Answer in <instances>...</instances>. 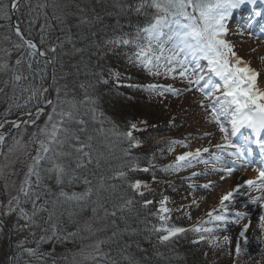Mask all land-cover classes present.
I'll return each instance as SVG.
<instances>
[{"label": "snow or ice", "instance_id": "obj_1", "mask_svg": "<svg viewBox=\"0 0 264 264\" xmlns=\"http://www.w3.org/2000/svg\"><path fill=\"white\" fill-rule=\"evenodd\" d=\"M96 2L104 5L108 0ZM259 2L264 3V0ZM257 3L258 0H111L110 7L116 10V22L114 25H104L101 29L103 35L98 36V33L91 29L94 24L102 23L104 17L95 8L89 18L84 8L76 6L82 15L77 17L79 22L74 25L76 32H73V25H69L68 20L75 14L67 11L69 3L66 0H36V3H33V0H0V20L5 21L0 24V28L5 29L3 42L11 44V48L0 46V74L11 73L10 81L3 83L7 87L11 82L13 89V96L10 97L13 103L9 104L2 114L0 129L10 124L17 130V134L11 136L10 142L4 132L0 131V156H4L7 161L10 156L22 153L30 161H22L26 170L23 171L19 184L15 181L9 184L4 174V167L7 165L0 167V179H4L3 191L6 196V199L0 200V235L8 228L11 234L20 237L15 245L19 252L11 258L15 264H19L24 255L30 258L25 264H32L33 259L37 264H48L49 259L51 264H58L55 247L48 252L42 251V246L66 243L79 236V222L73 221L78 231H68L63 225V217L65 211L69 218L77 214L71 209L72 205L81 212L88 208L93 195L92 182L86 176L79 175L78 170L86 169L94 162L99 168L100 161L107 159L105 152L100 150L101 147L106 148L108 155H111L117 143L126 142L128 147L122 151L125 157H129V171L148 173L156 167L154 156L146 161L148 166L142 168L136 163L140 157L131 156L132 149L142 146V141L134 136V132L147 131L150 126L148 122H140L144 127L127 122L124 130H120L102 110L103 93L98 86L108 85L111 81L116 95L122 94L119 92L121 88L138 90L141 87L143 91L159 96H164L165 93L178 96L181 93L171 85L148 83L141 86L135 82L123 83L125 79L131 81V77L123 76L119 68L108 67L105 71L99 64L100 60L109 56L117 58L118 62L126 58L123 65L125 70L139 68L154 78L163 74L165 78H179L186 82L185 91L200 93V107L208 113L207 122L214 124L221 134V142L213 143L209 140L207 146L183 152L175 157L173 163L160 171L179 173L194 168L197 164H203L206 168L210 167L212 172L226 173L229 178L238 170L249 167L256 173L255 179L243 180L234 185L231 191L220 198L219 207L206 213L208 219L190 229L169 224L172 209L166 206L169 197L162 196L155 210L158 224H151L149 227L147 218L141 221L145 224L143 231L147 233L145 240L150 243L155 236L159 246H169L182 237L186 238V234L190 232L193 234V244L207 242L216 247L229 245L230 236L223 235L221 244L217 233L229 224L239 225L248 218L246 212L240 211L232 212L233 218H230L229 206L238 194H244L242 189H246L249 202L260 210L257 235L264 236V195L251 196L253 191L264 193V143H260V137L264 134V89L258 86L262 73L243 60L235 51L234 45L226 39L230 31L227 21L233 10ZM21 7L27 9L25 15L29 17L26 29H22L20 23H12V15L19 13ZM48 9H51L50 17ZM104 14L109 17L114 15L112 11L107 10ZM129 15L142 17L143 23L138 22L132 31H125V25L119 17ZM261 15L264 13L254 11L249 23L243 30L237 29V34L244 35L254 18ZM41 16L44 18V24L39 27L38 44L30 36H26L25 32L31 33L32 27ZM54 27L62 35L55 37L57 43H50L49 33ZM84 28L90 31L91 37L98 38L89 39ZM7 33H13L17 40L12 41ZM78 43L84 44V47H78ZM65 44L71 46L70 51H65ZM45 45L47 47H44ZM13 49L19 53L14 62ZM85 52H88L87 61L83 56ZM64 55L79 56V63L70 64L69 67L76 69L77 76L83 72L85 76H91L93 79L74 81L70 88L69 73L62 71L58 76L53 67L51 84L44 87L43 80L47 76L48 66L55 65L59 59L60 69L65 68L61 59ZM92 56H96L98 61L95 70L89 68ZM201 61H206V65ZM37 76L41 81L40 86L34 83ZM22 81H28L27 85ZM60 81L64 83L61 84ZM16 89L21 93H28V103L36 101L40 104L43 98L45 107H38L33 113L27 104L21 106L15 103ZM3 91L4 88H0V92ZM44 93H52L55 98L45 97ZM14 107H23L26 118L7 119ZM46 108H50V112H46ZM41 117H45L43 126L37 123ZM30 126H35L36 131L27 133L25 142L26 130ZM241 129L250 130L251 136H245L240 143H236L234 138ZM212 135L214 133H205L206 137ZM176 143L170 141L172 145ZM250 143H256L260 148V166H254L249 159ZM188 146L186 143L181 144L184 148ZM30 148L32 151L28 150ZM169 151H173V148L170 147ZM205 154H208L207 158ZM69 159L71 163L67 162ZM201 175L207 173L194 171L184 179L191 181ZM118 176L123 178L126 173L119 171ZM152 178L153 182H157L155 172H152ZM53 179L58 191H53V185L45 183L46 180ZM224 179L221 175L220 180ZM80 182L85 186L84 191L70 193L65 190L66 187ZM100 187L103 188L102 183ZM199 187L208 190L212 187V182ZM10 188L15 189V194L9 191ZM129 188L142 198V208L147 209L149 205L154 204L152 199L144 198L146 191H152L147 183L142 184L140 180H135L129 182ZM141 188L145 191H141ZM188 188L195 190L196 185L189 184ZM92 203L99 205L98 200ZM135 203V200L128 198L119 210L123 212L127 208L131 211V206ZM192 203L195 204L196 200L193 199ZM66 205L69 207L65 208ZM176 210L181 211L179 208ZM91 211L95 215L97 208L93 207ZM116 214L115 211L105 212L106 216L115 217ZM185 215L191 219L190 213ZM124 219L121 217V220ZM9 220L14 222L8 225ZM251 224V219H248L239 231L238 235L243 239L245 247L237 241L234 248L236 258L247 253L246 233ZM83 230L92 231L91 225L86 223ZM125 233L126 228H118L108 240H98L91 245V251L86 254L81 248L80 253L73 254L71 264H81L77 256L92 264H121V261L112 258L110 253L102 251L101 245L108 244L116 236H123ZM137 234L136 231L131 233L133 236ZM119 243L117 241L118 245ZM258 243H264V239L258 240ZM30 244L33 246H28ZM130 247L131 244L125 242L123 247L118 249L121 260L124 264H141L140 260L127 254ZM136 247L141 252L147 251L140 248L139 243ZM152 250L156 258L164 259V254L158 250L157 245H152ZM261 251L264 253V249ZM232 254L230 251L229 255ZM60 259L67 260V256L62 255ZM175 259L182 260L183 257L177 253Z\"/></svg>", "mask_w": 264, "mask_h": 264}, {"label": "rangeland", "instance_id": "obj_2", "mask_svg": "<svg viewBox=\"0 0 264 264\" xmlns=\"http://www.w3.org/2000/svg\"><path fill=\"white\" fill-rule=\"evenodd\" d=\"M236 26H233L231 23V29H234ZM231 33H234L231 30ZM244 35L235 36V40H231L235 47V51L237 54L245 61L249 62L250 66L258 65L263 70H257L261 72V76L258 79V83H264V45H261L259 42L264 41H254L253 39L248 38ZM245 49H248L245 52ZM126 63V59L120 63L119 70L122 75H131V74H142L143 72L139 68H128L124 69L123 65ZM186 83V82H185ZM174 87L173 85H171ZM186 87V86H182ZM175 88V87H174ZM176 96V95H175ZM168 97L166 98L165 106H161L159 109L157 107H149L145 106V103L142 106V111H150L162 119L167 120L172 119L175 122L185 121V132H183L180 136H178V141H183V144H188L187 148L184 147H173V151H169L173 159L183 152L193 151L197 147L207 146L209 140H212L213 143L221 142L220 137L217 138V134L209 131L208 133H214V135L209 137H201L199 139L193 137L192 135L200 133L204 130L205 121H207V114L203 112V108L200 107V101L202 97L200 93L196 91H191L189 94L182 96V98L175 99L178 97ZM175 97V98H173ZM141 111V110H139ZM206 114V115H204ZM184 148V150H183ZM208 154H205V158H207ZM197 168L194 170L195 172H206L207 175H201L195 177L193 181H189V184H195L196 189H187L186 185L181 184L180 186H175L173 189L171 187V194L167 195L169 197V203L166 205L172 212L170 213V219L172 218H185L188 217L185 213H190L192 219L202 220L207 212L212 211L214 208L219 207L220 198L226 194L228 191H231V185H228L230 181L241 183L243 180H247L248 177H253V173L250 175L247 172H244L245 169L238 170L233 174L232 177H228L225 181L222 182L220 180L221 175H226V173H215L211 171V168H206L203 164H197ZM256 175V173H255ZM227 177V176H224ZM211 181L212 187L208 190L200 188L199 186ZM260 195H264L261 193ZM195 199L196 203L193 204L192 200ZM230 207V218L232 212L240 211L246 212L248 214V218L241 221L239 225L229 224L226 226V230L220 235L219 242L222 244L223 235H229L231 238V243L229 245L223 247H216L215 245L211 249L210 253L206 255V258L209 260H218L223 256L225 250H231L235 248V244L239 240L241 245L245 247L243 244V239L239 237V231L242 230V227L245 223L248 222V219H251L252 224L249 227L248 233H246V239L248 243L246 247L256 248L257 250L254 252L257 256H252L251 254H242L239 258H237L238 262H242L245 260V264H264V253H262V249H264V243H258V240L264 239V236L257 235L259 229L257 228L258 223V214L259 208L255 205H252L249 201H233ZM181 209V211H177L176 209ZM215 214V213H214ZM248 251V249H247Z\"/></svg>", "mask_w": 264, "mask_h": 264}, {"label": "trees", "instance_id": "obj_3", "mask_svg": "<svg viewBox=\"0 0 264 264\" xmlns=\"http://www.w3.org/2000/svg\"><path fill=\"white\" fill-rule=\"evenodd\" d=\"M66 2L70 4L69 8L67 9V11L68 12H73L74 14L78 11V8L76 7L77 5H79L80 8L83 7L84 9L88 10L87 6L95 4V6L98 8L97 12H99L100 15H102L104 17L102 23L98 24L99 25L98 28L92 27V29H91V31H96L98 33V36L103 35V32L101 31V29L104 27V25H114L115 24V20H116V17H117L115 15L116 10L112 9L110 7L111 2H108L107 4H104L102 8H99V6L101 4H97L96 0H66ZM22 8L25 9V12H24V14H25L27 9L24 8V7H22ZM106 10L107 11H112L114 13V15L111 16V17L106 16L104 14ZM47 12H48V14H51L50 13L51 11H49V9L47 10ZM86 13H87V11H86ZM87 15L89 16V18L92 17V14H90V13H87ZM25 19H29V17H27L25 15ZM76 23H77L76 19L75 18L73 19V17H71L68 20V24L69 25H73V32H76V29L74 27V25ZM94 26H97V24H94ZM39 27H40V25H37L36 26V30ZM24 29H26V27ZM84 32H85L86 35L89 36V39L98 38V37H91L90 31L87 28H84ZM110 33L111 32H110V29H109V35H110ZM7 34L9 35L10 33H7ZM25 35L30 36L31 38L34 37L35 41L37 43H39V32H38L36 37H35V32L33 30L31 31V33L25 32ZM54 36H57V35L54 33V30H51V33L49 34V41ZM77 46L78 47H84V44L78 43ZM44 47H47V45H45ZM67 51H70V49L67 50ZM68 56L69 57H74V56H71V55H68ZM83 56H84L86 61L89 59L88 52H85L83 54ZM66 58H67L66 55L61 57L63 63L65 64V68L63 70H61L60 67H59V64H60V60L59 59L57 60L58 62H56L55 66H53V67H55L58 76L61 74L62 71L64 73H66V72L67 73H73L75 75L74 76L72 74L71 75L72 79H68L69 87L73 86V82L74 81H81V80L87 81V80L93 79L91 76H85L83 74V72H81L80 75L77 76L76 75V69L69 67L70 64L79 63V60H80L79 56L74 57V59H73V61L71 63L67 62ZM103 61L104 60H101V62H99V64L102 65L104 67V69L106 70V66H105ZM96 64H97V57L96 56H92L91 60H90V63H89V68L91 70H95ZM57 69H58V71H57ZM0 100H2V97L0 98ZM102 103H103V106H104L103 109H105L107 113L111 114L110 118H112L116 123H122V122H124L125 120H127L129 118L133 119V118L141 115V113L139 111H137L138 110V106H136V104H126V105L116 104L113 101H107V98H103ZM105 155L107 156V159H105V160H108L109 162L112 161V163L105 164L104 167H103V171L112 169L117 164V158L119 157L118 154H114V153H112L111 155H108V153H105ZM93 197H96V196L92 195V197H91V199L89 201V204H88V208L85 211H83V212H81L79 210V208H77L75 205H72V208H73L72 210L77 213L74 217H77L79 214H82V215L85 216L86 215L85 213L91 212V208H93V207H97L98 208V207H100V205L104 204V202H101L100 198H96V200H95ZM97 200L99 201V205L92 203V201H97ZM103 208H104V206H103ZM99 211L100 210L98 209L97 212H99ZM66 215H67V213H66ZM67 217H68V215H67ZM74 217H71V218H74ZM136 224L137 225H136L135 229H133L131 231H127V233H125L123 236H120V244L119 245H115L114 244L113 249L110 250L112 255L114 253L117 254V252L119 253L118 249L123 247V244L125 242H127L129 244H137V243H139L140 248L147 249L146 252H141V251H139L137 249L136 246H133V247H130L128 249L127 254L132 255L136 259L140 260L141 264H199L197 262L196 258H195V252L191 251V250H182L184 245H182L181 243H177L176 245H174L176 247H173L172 250L163 253L164 254V259L163 260H159L158 258H156L153 255V250H150L149 246H147L148 243L145 240V238L139 236V232L141 230L143 231V224H141L140 219H136ZM133 231H136L138 234L135 235V236L131 235V233ZM113 242L115 243V240ZM180 245L182 246V247H180L181 250L177 248ZM52 248H46V249H44V251H52ZM60 249L61 248H59V250ZM177 253L180 256L183 257L182 260L175 259V256H176ZM56 255H58L57 251H56ZM61 255H64L63 252H61ZM64 256H67V260H62V264H68L70 262L69 255L65 254ZM118 257H120L121 264H124V262L121 260L120 253L118 254Z\"/></svg>", "mask_w": 264, "mask_h": 264}, {"label": "bare ground", "instance_id": "obj_4", "mask_svg": "<svg viewBox=\"0 0 264 264\" xmlns=\"http://www.w3.org/2000/svg\"><path fill=\"white\" fill-rule=\"evenodd\" d=\"M24 12H25V9L21 8L20 13L23 14L24 17H25ZM27 20H28V19H27ZM4 35H5V32H4V31H0V42H2V44H0V46H2V47H4V48H8L9 46L3 42V36H4ZM7 43H8V42H7ZM8 44H10V43H8ZM258 156H260V151L258 152ZM118 158H119V157H118ZM250 173H253V172H249V171H248L247 174L250 175ZM230 184H232V186H234V185H238V184H236V182H230ZM228 185H229V184H228ZM0 252L3 253V255L6 257V262H8V263H15V262H13L12 259H11L13 256L16 255V250H15L14 248H12V247L3 248V249L0 250ZM22 261L24 262L25 259L22 258L20 262H22Z\"/></svg>", "mask_w": 264, "mask_h": 264}]
</instances>
